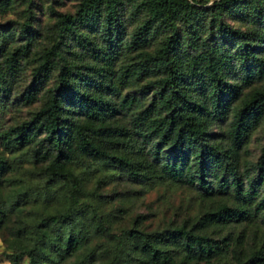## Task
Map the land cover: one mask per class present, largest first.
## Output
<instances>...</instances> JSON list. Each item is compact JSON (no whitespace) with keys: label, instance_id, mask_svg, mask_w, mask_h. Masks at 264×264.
<instances>
[{"label":"rangeland","instance_id":"obj_1","mask_svg":"<svg viewBox=\"0 0 264 264\" xmlns=\"http://www.w3.org/2000/svg\"><path fill=\"white\" fill-rule=\"evenodd\" d=\"M81 1L0 0V135L29 121L42 104L46 92L56 90L61 64H73L70 68L72 73L77 71L83 74L88 73L91 66L99 65L97 58L81 46L73 34L59 32L56 27L58 14L73 16ZM106 1L114 4L119 23L117 34L113 33L112 37L115 39L113 43L116 39L117 43L115 51L111 53L110 65L111 80L116 86L113 90H103V96L113 106V111L102 123L107 126L104 128L82 114L73 113L72 118L82 124L86 133L99 136L109 150L142 161L145 169L155 176L149 180L130 177L120 167L105 164L78 147L71 146L61 168L71 176L76 211L89 223V234L84 244L56 264H69L87 247L92 249L90 264H159L130 248L129 241L124 239L125 233L130 229L160 231L179 224L189 227L203 212L217 204L224 202L234 205L235 201L231 190L205 193L194 183L163 176L160 164L165 155L173 150L169 145L156 144L157 139L153 136L143 137L134 133V113L148 106L156 79L162 75L161 71L148 69L146 65L140 69L141 54L143 51H153L160 45L171 28L159 22L149 41L135 45L131 42V36L147 16L144 0H101L100 7ZM195 1L198 5L196 9H181L172 15L177 39L182 48L192 54L201 52L210 58L224 55L227 63L222 66L223 80L237 85V93L229 97L224 117L206 123L203 140L218 143L222 149L231 147L234 150L235 170L246 184V180L253 179L256 174L254 163L264 141V112L235 146L230 141L229 128L244 100L264 84V77L243 81L244 66L238 58V53L244 47L242 40L219 36L218 25L224 22L251 36L252 30L264 32V14L259 22H254L242 3L216 8L212 5L214 0ZM252 5L258 11L264 9V0H253ZM103 14L101 11L100 16ZM23 23L28 25L25 34L20 31ZM75 26L74 34L78 36L83 33L85 40L95 46H101L107 40L101 34L104 28L100 19L97 27L89 28L82 23ZM252 42L256 45V52L264 56V41ZM53 43L58 45L61 59H49L51 62L43 70L40 65L46 58L45 49ZM37 71L39 76H35ZM183 85H186L185 82ZM124 99L130 102H124ZM129 135L134 139L133 147L111 141V138H126ZM41 138L42 133L38 132L19 147L0 139V157L6 162L0 170V200L3 205L14 200L17 193L28 189L26 187L35 181L42 183L47 179L51 187L47 199H37L32 195L21 202L20 198L17 207L10 209L0 222V264H8L2 252L10 251L8 247L13 237L7 227L17 217L38 220L62 208L67 202L63 179L48 175L51 157L34 160L30 156L33 151L44 148ZM206 180L211 181L212 176L207 175ZM257 191L258 194L252 199L242 203L247 209L245 217L199 228L211 237L224 238L227 243L224 252L212 258H194L174 243L171 245V258L166 264H240L255 250L262 254L258 264H264V220L262 211L255 210V201L263 196L264 189L258 187ZM97 221L101 226L93 230L92 226ZM17 264H29L28 257L21 256Z\"/></svg>","mask_w":264,"mask_h":264},{"label":"trees","instance_id":"obj_2","mask_svg":"<svg viewBox=\"0 0 264 264\" xmlns=\"http://www.w3.org/2000/svg\"><path fill=\"white\" fill-rule=\"evenodd\" d=\"M101 0H82L71 16L59 13L56 27L59 32L73 34L87 51L91 52L99 65L90 67L88 73L70 70L74 65L61 64L57 73L58 85L56 90H48L40 107L32 114L27 122L19 124L11 132H2L0 139L14 147L29 141L38 132L42 133L44 148L30 153L35 159L50 156L48 175L62 178L66 204L38 220L17 217V220L7 227L12 235L10 251H3L8 264H17L21 256L28 257L29 264H56L59 260L71 254L87 240L89 223L84 221L79 211H76L75 192L69 173L62 170V162L68 157L71 146L105 164L116 165L130 177L151 179L149 170L140 160L129 158L122 153H115L106 147L104 141L93 133H86L82 124L72 118L73 113L84 115L91 121H96L100 128L105 118L113 111V106L103 96V90L115 89L111 80V53L115 51L113 33L117 34L119 23L115 14V6L106 1L100 7ZM253 0H214L216 8L244 4V9L251 21L259 22L264 9L259 11L252 7ZM195 0H144L143 7L147 13L136 31L131 36L135 45H143L155 32L159 22L171 29L164 40L153 51H143L140 69L146 65L148 69L161 71L162 75L156 79L152 99L146 108L134 113L133 130L143 137L153 136L156 144L169 145L173 150L166 154L160 164V169L166 178L194 183L205 193L213 190L229 192L235 201L234 205L224 202L203 212L194 225L185 224L164 228L151 232L137 229L128 230L125 241H129L130 248L139 251L153 263L166 264L171 258L174 243L179 244L190 257L212 258L226 250L224 238H214L201 232L199 228L214 222L243 218L247 209L242 203L249 201L258 194V187L264 189V141L259 155L254 163L256 171L253 179L243 184L235 170V152L230 147L222 149L218 143H208L203 136L206 133V123L211 119H221L228 109L229 97L237 93V85L223 80L222 66L227 63L224 55L210 58L200 54H192L182 48L177 39L172 15L181 9H196ZM101 11L104 12L100 16ZM100 19L103 36L107 39L101 46L85 40V35L74 34L75 24L97 27ZM156 23V24H155ZM115 24V25H114ZM28 25L23 23L20 31L25 34ZM219 36L241 38L243 51L238 58L244 66L243 81L248 82L253 77H264V56L256 52L257 42L264 41V32L252 30L250 35L237 27L219 22ZM117 38V37H116ZM83 39V40H82ZM250 39V41H249ZM249 41V42H248ZM45 60L40 67L46 69L47 63L61 59L58 45L51 44L45 49ZM51 59V61H49ZM37 71L35 76H39ZM183 82L187 85H183ZM124 102H130L124 99ZM210 102V104H209ZM264 112V84L252 91L244 100L241 107L233 116L229 128L230 141L235 146L245 136L246 132L258 121ZM109 134V130L108 133ZM120 139V140H118ZM107 141V140H106ZM114 143L133 147L132 136L126 138H111ZM5 160L0 157V170L5 166ZM211 175L212 180H206ZM159 176V174L157 175ZM50 179V178H48ZM68 183H70L68 185ZM34 186V187H32ZM22 192L17 193L15 199L3 205L0 200V222L6 217L10 209H15L19 199L21 202L30 199H47L50 195L48 180L42 183L35 181ZM255 210L262 211L264 220V194L255 201ZM92 220V216L90 217ZM99 221L92 226L99 228ZM92 249L84 248L82 253L69 264H90ZM262 254L255 250L240 264H258Z\"/></svg>","mask_w":264,"mask_h":264}]
</instances>
